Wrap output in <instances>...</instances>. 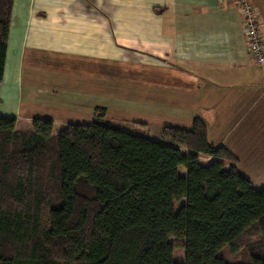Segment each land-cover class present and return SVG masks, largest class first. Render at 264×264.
Wrapping results in <instances>:
<instances>
[{
	"label": "trees",
	"instance_id": "trees-1",
	"mask_svg": "<svg viewBox=\"0 0 264 264\" xmlns=\"http://www.w3.org/2000/svg\"><path fill=\"white\" fill-rule=\"evenodd\" d=\"M12 3L0 0V82ZM53 127L0 116V264H264V189L200 118L160 140L98 121Z\"/></svg>",
	"mask_w": 264,
	"mask_h": 264
},
{
	"label": "crops",
	"instance_id": "crops-1",
	"mask_svg": "<svg viewBox=\"0 0 264 264\" xmlns=\"http://www.w3.org/2000/svg\"><path fill=\"white\" fill-rule=\"evenodd\" d=\"M243 1L264 37V0H13L0 116L21 130L48 119L56 134L91 123L102 107L99 121L119 126L122 113L127 123L137 116L152 140L197 117L262 190L264 66L246 47ZM134 68L139 79L123 72ZM213 160L199 156L203 165Z\"/></svg>",
	"mask_w": 264,
	"mask_h": 264
},
{
	"label": "rangeland",
	"instance_id": "rangeland-1",
	"mask_svg": "<svg viewBox=\"0 0 264 264\" xmlns=\"http://www.w3.org/2000/svg\"><path fill=\"white\" fill-rule=\"evenodd\" d=\"M246 40V39H245ZM40 56V55H39ZM40 59H38L37 58V60L35 61V65H40V66H42L44 63H43V57L42 56H40L39 57ZM133 64H135L134 62H133ZM54 66L56 67V68H59V64L58 63H56V64H54L53 65V68H54ZM136 71V68H134V69H131V70H126V71H123V72H125V74L126 75H129L130 77H133V78H137V79H139L140 77L138 76V72H135ZM139 71V70H138ZM165 71V70H164ZM135 74V75H134ZM137 74V75H136ZM122 75H124V73H122ZM149 77V76H148ZM147 77V78H148ZM166 81H169L170 83L172 82V79H171V77H163L162 78V82H166ZM110 106V105H109ZM112 106V105H111ZM110 106V110H112V107ZM124 115H126V114H124V113H122L121 114V116H120V118H118V121L122 118L123 120H125V122H119V123H117V124H119V126L118 125H114V124H116V123H114V122H112L111 124L113 125V126H116V127H118V128H120V129H122V130H125V131H128V132H130V133H133V134H136V135H139V136H142V137H148V138H150L149 137V135H150V133L148 134V131H147V129L146 128H144V127H142V126H140V125H138V124H135V123H138V121L137 120H139V119H137V116H136V121L134 122V124L133 123H127L126 122V116H124ZM96 116V115H95ZM99 119L100 118H98L97 116L93 119V121H98V122H101V121H99ZM92 121V122H93ZM101 123H103V124H109V122L108 121H106V122H101ZM60 129V128H59ZM59 129H56V130H59ZM169 242H171L172 244H173V246H174V248H173V259L175 260V261H177V262H182V261H184V251H183V248H182V243H183V240L182 239H178V238H175V237H171V238H169ZM246 256H247V253L244 251V250H242V251H240L236 256H229V259H231V260H233V261H241V260H243V259H245L246 258Z\"/></svg>",
	"mask_w": 264,
	"mask_h": 264
},
{
	"label": "built area",
	"instance_id": "built-area-1",
	"mask_svg": "<svg viewBox=\"0 0 264 264\" xmlns=\"http://www.w3.org/2000/svg\"><path fill=\"white\" fill-rule=\"evenodd\" d=\"M241 13L247 50L252 58L264 66V37L260 32L259 21L255 17L253 8L246 1L241 5Z\"/></svg>",
	"mask_w": 264,
	"mask_h": 264
}]
</instances>
